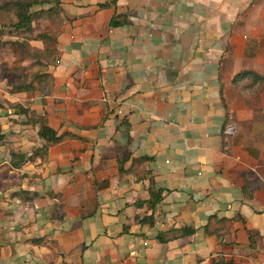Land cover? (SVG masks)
Returning <instances> with one entry per match:
<instances>
[{"label":"crops","instance_id":"1","mask_svg":"<svg viewBox=\"0 0 264 264\" xmlns=\"http://www.w3.org/2000/svg\"><path fill=\"white\" fill-rule=\"evenodd\" d=\"M60 7L41 90L0 73V264H264V0ZM12 103L64 135L18 167L46 142Z\"/></svg>","mask_w":264,"mask_h":264},{"label":"trees","instance_id":"2","mask_svg":"<svg viewBox=\"0 0 264 264\" xmlns=\"http://www.w3.org/2000/svg\"><path fill=\"white\" fill-rule=\"evenodd\" d=\"M102 4L101 6H105ZM38 6V8H34ZM62 8L60 7V0H5L0 1V50H10L15 60L13 68L17 69L22 66L26 60H32L31 66L37 69L31 76H24L21 81L12 84V92L27 91L32 93L37 86L41 90V85L46 81L48 74L46 69L53 61L56 54L57 35L60 32L61 22L63 20ZM117 15H114L109 23L110 26H117L121 22L117 20ZM43 20L46 22L41 29L35 30V22ZM8 28V32L5 29ZM5 33L14 38L5 37ZM32 40L41 41L43 48L40 49L31 44ZM247 74V73H245ZM251 74V73H249ZM257 78L258 75H254ZM18 113L24 114L27 118V123L38 127V135L46 144L36 149L32 154L25 156L20 153L11 152L12 166L18 167L23 162L32 160L37 156H45L48 150V144H56L63 138L51 128L46 120L45 115H38L29 108L23 107L19 104H10ZM73 136V135H70ZM0 134V141L3 139ZM17 159V162H15ZM138 160V159H136ZM140 159L139 161H141ZM135 161V160H134ZM121 162V161H120ZM120 171L122 167L120 166ZM163 189L150 190V198L147 200V205L153 208L162 199ZM35 195H37L35 193ZM140 222H148L153 224V217L151 215L143 217ZM207 229V227H206ZM193 229L183 228L182 234H191ZM160 240L161 237L158 236ZM212 264H236L231 260H226L221 255L212 257Z\"/></svg>","mask_w":264,"mask_h":264},{"label":"rangeland","instance_id":"3","mask_svg":"<svg viewBox=\"0 0 264 264\" xmlns=\"http://www.w3.org/2000/svg\"><path fill=\"white\" fill-rule=\"evenodd\" d=\"M1 2L5 1V0H0ZM34 8H38V6H35ZM0 20H1V16H0ZM3 21V20H1ZM46 24L45 21L43 20H38L35 22V30L37 31L38 29H41L42 26ZM6 32H8V28L5 29ZM5 37H9V38H14V36H9L7 33H5ZM12 57H14L12 55V53L7 50V49H4L2 50V57H1V61H0V73L4 74V73H7V74H10V76H8L7 80L4 82V85L7 84V82H9V79H14L15 77V74L14 73H18V71L14 72V68H12V64L11 65H8L9 62L11 61ZM12 62V61H11ZM27 64L26 65H29L30 62H26ZM29 70V69H28ZM1 77V75H0Z\"/></svg>","mask_w":264,"mask_h":264},{"label":"built area","instance_id":"4","mask_svg":"<svg viewBox=\"0 0 264 264\" xmlns=\"http://www.w3.org/2000/svg\"><path fill=\"white\" fill-rule=\"evenodd\" d=\"M237 130V125L235 123H228L225 128H224V132L227 135H233Z\"/></svg>","mask_w":264,"mask_h":264}]
</instances>
